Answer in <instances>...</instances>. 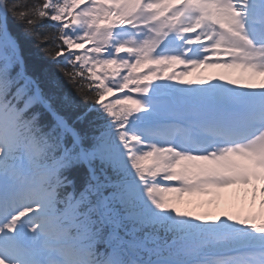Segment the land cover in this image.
Wrapping results in <instances>:
<instances>
[{"label": "snow or ice", "instance_id": "1", "mask_svg": "<svg viewBox=\"0 0 264 264\" xmlns=\"http://www.w3.org/2000/svg\"><path fill=\"white\" fill-rule=\"evenodd\" d=\"M0 264H264V0H0Z\"/></svg>", "mask_w": 264, "mask_h": 264}, {"label": "rangeland", "instance_id": "2", "mask_svg": "<svg viewBox=\"0 0 264 264\" xmlns=\"http://www.w3.org/2000/svg\"><path fill=\"white\" fill-rule=\"evenodd\" d=\"M232 190H229V192H231ZM206 199V198H205ZM258 204V202H257ZM228 208V205H226L224 202H221L219 204V206H213V210L214 211H217V212H221L223 209H226L227 210ZM197 211H199L200 209H196ZM228 210H233V208L231 206H229ZM225 212V211H224ZM230 212V211H229Z\"/></svg>", "mask_w": 264, "mask_h": 264}]
</instances>
